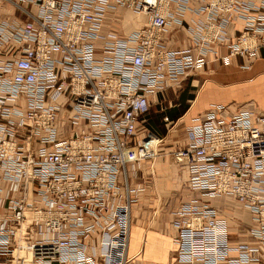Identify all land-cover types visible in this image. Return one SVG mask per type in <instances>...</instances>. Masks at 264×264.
I'll list each match as a JSON object with an SVG mask.
<instances>
[{
  "label": "built area",
  "instance_id": "built-area-1",
  "mask_svg": "<svg viewBox=\"0 0 264 264\" xmlns=\"http://www.w3.org/2000/svg\"><path fill=\"white\" fill-rule=\"evenodd\" d=\"M11 2L27 20L0 24V264H128L142 190L128 173L161 142L149 131L139 141L138 127L208 56L221 65L240 57L244 68L259 57L264 0ZM120 8L145 25L103 33L107 12ZM171 26L186 28L190 48L166 50ZM230 112L213 105L194 118L172 153L197 194L175 214V264H264V115ZM224 196L250 212L260 249L230 247L210 205Z\"/></svg>",
  "mask_w": 264,
  "mask_h": 264
},
{
  "label": "crops",
  "instance_id": "crops-1",
  "mask_svg": "<svg viewBox=\"0 0 264 264\" xmlns=\"http://www.w3.org/2000/svg\"><path fill=\"white\" fill-rule=\"evenodd\" d=\"M12 0H0V24H21L27 18L16 10ZM25 9L35 13L36 9L26 6ZM129 13V14H127ZM131 12H107L103 22L102 32L114 31L126 34L139 30L145 20ZM125 19L123 20V18ZM127 17V20H126ZM128 18L130 20H128ZM140 26V27H139ZM233 31V28H229ZM163 45L168 51L185 50L191 47V41L186 28L171 26L163 38ZM217 57L227 53L225 47L217 48ZM246 62L240 57H231L228 65H221L213 55L207 57L205 66L196 71L198 78H186L182 91L174 87L158 95V114L155 117L146 116V122L138 127L137 139L144 137L145 131L159 136L157 122L164 126L173 124L175 131L169 137H162L156 147V158L153 161H143L135 165L136 177L130 176L131 188L142 190L135 196L136 201L130 213V234L127 256L133 258V264H175L176 246L174 238L176 229L174 222L176 212L182 203L188 201L191 195L187 188L188 172L186 168L172 163V153L183 144L184 131L194 118L207 111L213 105L229 106L230 113L239 107L246 106L264 114V49L259 50V57L244 68ZM165 102V106L163 103ZM165 110V111H164ZM178 126H181L178 130ZM148 128V129H146ZM143 130V132H140ZM210 200L219 213V217L234 227L242 229L243 235L238 241L229 242L230 247L246 244L259 248L257 240L250 236L252 224L250 212L240 206L235 198L224 196ZM230 233L228 232V238ZM262 252V251H261Z\"/></svg>",
  "mask_w": 264,
  "mask_h": 264
},
{
  "label": "rangeland",
  "instance_id": "rangeland-1",
  "mask_svg": "<svg viewBox=\"0 0 264 264\" xmlns=\"http://www.w3.org/2000/svg\"><path fill=\"white\" fill-rule=\"evenodd\" d=\"M127 14H129V13H127ZM130 15H133V14H130ZM144 24H145V22H143V23H141L140 24V26L142 27V26H144ZM139 26V27H140ZM133 32V31H132ZM126 34H128V33H126ZM191 74V73H190ZM191 76H194L195 77V79H197L198 78V74L197 73H195V72H192V75ZM187 79H188V77H187ZM186 80H184L182 83H181V87H180V89H179V91L177 92V94L180 92V91H182L184 88H186V86H185V82ZM159 97H157V102H158V99ZM163 106H165V102L163 103ZM159 107L157 106V103L156 102H154V103H152L151 104V108H150V116H152V117H155V115L156 114H158L157 113V111H159V109H158ZM165 111V110H164ZM258 111V110H257ZM235 112V111H234ZM204 113V112H203ZM257 113H259V114H261L260 112H257ZM264 115V114H263ZM157 116H159V114L157 115ZM164 124L165 123H163V122H157L156 121V127H157V132L159 133V136H157L156 134H154L153 132V134L158 138V139H161L162 137H166V136H170V135H172V133L175 131V129H172L173 128V124H170L169 126H164ZM181 126H178L177 128H178V130H179V128H180ZM146 129H148V128H146ZM149 130V132H151L150 131V129H148ZM140 132H143V130H140ZM142 134H144V133H142ZM184 134V133H183ZM153 142H155V141H153ZM159 145V144H158ZM157 145V146H158ZM156 145H155V143H154V145H153V148H154V150L156 151V147H157ZM158 148V147H157ZM156 158V157H155ZM155 158H153L152 160H149V161H153ZM171 159H172V156H171ZM172 163H173V161H172ZM174 164H176V163H174ZM180 167V166H179ZM135 170H132V171H130L129 173H128V176H129V182H130V180L132 179H130V176L132 175V177L133 178H135L136 177V172H137V170H136V167L134 168ZM191 197L193 198L194 197V195H191ZM190 197V198H191ZM218 202H220V199L218 198ZM131 209H132V207H131ZM228 232L230 233V237H229V242H235V241H238L239 239H240V237L243 235V231H242V229H239L238 227H234L233 225H231V224H229L228 225ZM129 258V257H128ZM129 263L128 264H133V262L135 261L133 258H129Z\"/></svg>",
  "mask_w": 264,
  "mask_h": 264
},
{
  "label": "bare ground",
  "instance_id": "bare-ground-1",
  "mask_svg": "<svg viewBox=\"0 0 264 264\" xmlns=\"http://www.w3.org/2000/svg\"><path fill=\"white\" fill-rule=\"evenodd\" d=\"M118 11H122V12H125V13L127 12L126 10L121 9V8H120V9H117L116 11H113V12H118ZM106 15H107V14H106ZM138 16L143 17L144 20H145L144 22L146 23V18H145L144 16H142V15H138ZM105 17H106V16H105ZM124 19H125V17L123 18V20H124ZM126 20H127V17H126ZM128 20H130V19L128 18ZM144 25H145V24H144ZM142 27H143V26H142ZM142 27H141V28H142ZM141 28H140V29H141ZM133 32H134V31H133ZM116 33L119 34L118 32H116ZM131 33H132V32H130V33H128V34H119V35L127 36V35H129V34H131ZM196 195H197V194H196ZM217 198H222V197H217ZM211 200H212V199H211ZM240 206H241V205H240Z\"/></svg>",
  "mask_w": 264,
  "mask_h": 264
}]
</instances>
